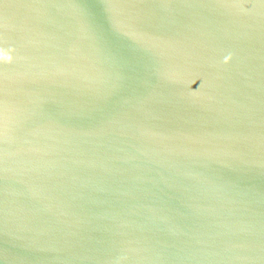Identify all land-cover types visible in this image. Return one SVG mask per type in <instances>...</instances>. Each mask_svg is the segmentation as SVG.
I'll list each match as a JSON object with an SVG mask.
<instances>
[{
    "label": "water",
    "instance_id": "water-1",
    "mask_svg": "<svg viewBox=\"0 0 264 264\" xmlns=\"http://www.w3.org/2000/svg\"><path fill=\"white\" fill-rule=\"evenodd\" d=\"M0 48V264H264V0H0Z\"/></svg>",
    "mask_w": 264,
    "mask_h": 264
},
{
    "label": "clouds",
    "instance_id": "clouds-1",
    "mask_svg": "<svg viewBox=\"0 0 264 264\" xmlns=\"http://www.w3.org/2000/svg\"><path fill=\"white\" fill-rule=\"evenodd\" d=\"M14 59L15 57L11 54L9 50L0 48V63H12ZM228 59H230V57Z\"/></svg>",
    "mask_w": 264,
    "mask_h": 264
}]
</instances>
